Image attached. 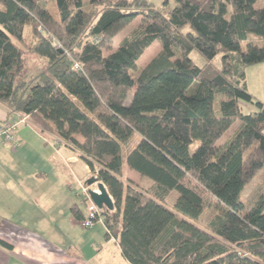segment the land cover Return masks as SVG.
<instances>
[{"label": "trees", "instance_id": "16d2710c", "mask_svg": "<svg viewBox=\"0 0 264 264\" xmlns=\"http://www.w3.org/2000/svg\"><path fill=\"white\" fill-rule=\"evenodd\" d=\"M260 1L173 0L165 15L149 0H54L53 15L49 0H0V103L105 185L106 235L130 264H264V190L243 197L264 170V104L246 82L264 63ZM124 161L152 184L126 178Z\"/></svg>", "mask_w": 264, "mask_h": 264}, {"label": "crops", "instance_id": "0c3cea01", "mask_svg": "<svg viewBox=\"0 0 264 264\" xmlns=\"http://www.w3.org/2000/svg\"><path fill=\"white\" fill-rule=\"evenodd\" d=\"M18 115L0 103L1 124ZM78 160L31 122L19 124L16 143L0 139V264H130L105 225L85 229L72 213L80 200L65 190L63 180L69 188L72 182L64 170ZM125 170L133 182L143 180ZM79 230L89 231L88 237L77 238Z\"/></svg>", "mask_w": 264, "mask_h": 264}, {"label": "rangeland", "instance_id": "374dc122", "mask_svg": "<svg viewBox=\"0 0 264 264\" xmlns=\"http://www.w3.org/2000/svg\"><path fill=\"white\" fill-rule=\"evenodd\" d=\"M160 12L164 13L165 15L169 14V6H173V0L171 1L170 5H165V0H149ZM49 8L51 10V13L53 15H56V3L54 2V0H49L48 2ZM258 7H263L264 6V0H261L258 4ZM137 23H133L132 25H130L128 28H126L116 39L115 45L118 46L119 43L121 42V40H123L126 36L129 35V33L136 27ZM24 36L26 38V40H30L31 36H32V29L30 26H26L25 28V32H24ZM161 43L159 41H156L147 51L146 53L141 57V59L138 61V72L139 73L143 68H145L150 62L151 60L161 51ZM192 58L195 60V62L200 66L202 65L205 61L204 59L196 52H194L192 54ZM220 63V57H217L214 61L213 64L215 66H219ZM246 82H247V89L250 92L251 95H253L255 98H257L259 101H261L264 104V63L263 64H258V65H253L247 68L246 70ZM131 101V96L128 99V103ZM245 108V112L246 114L257 110V108L255 106L249 105L246 106L244 105ZM251 110V111H250ZM242 122L238 121L234 124V126L230 129V131L226 134V136L224 137V141H227L234 133L235 131L241 126ZM197 146L194 145L192 150H194V148ZM71 162V161H70ZM62 164V163H61ZM60 165V162L59 164ZM68 169L66 168L65 165V170L66 171V175H68V178L71 180L72 184H70V188L67 185L68 184V180H63L64 183V188L66 191H68V193H72L70 192V190H72L73 192L76 191V193H82V188L83 187H87L90 189H93L96 192H99L98 190V186L97 184L93 185V186H89L87 185V182L89 179H91L93 177V175L89 172L86 164L81 161L78 160L76 163H69L68 164ZM61 168V167H60ZM124 169H126L125 171L128 172L130 171V173H136L134 171H132L126 161H124ZM62 170V168H61ZM74 175L80 179L79 181H75ZM136 175H138V177H141L138 173H136ZM136 178V177H135ZM140 178H137V180H139ZM142 186H145L148 182L151 183V180L147 179V178H143L142 181H138ZM264 190V170L259 174L258 178L256 180H254L252 183L249 184V186L246 188L243 197L244 199H246L247 201L253 202L255 201V199L257 198V196ZM179 194L177 192H172V194L170 195V197L168 198V205L169 206H174L176 200L178 199ZM73 198V197H72ZM80 207L83 209V211L86 213V216H88V211H87V207L84 204V202L80 201L79 202ZM65 211V215L67 217L68 215V211ZM216 211L211 208V209H207L204 211L203 215H202V223L203 224H207L211 221V219L215 216ZM60 217H62V215L60 214ZM98 225V224H97ZM96 225V226H97ZM89 231H82L79 230L77 232V238H85L88 237Z\"/></svg>", "mask_w": 264, "mask_h": 264}, {"label": "built area", "instance_id": "2783aa9c", "mask_svg": "<svg viewBox=\"0 0 264 264\" xmlns=\"http://www.w3.org/2000/svg\"><path fill=\"white\" fill-rule=\"evenodd\" d=\"M78 68V65L77 67ZM30 120L28 117L18 115V120L12 122L0 123V139L6 143H16L17 142V128L19 124H29ZM55 145H59V142L53 140ZM97 178V176H94ZM99 193V192H98ZM81 196V198L86 202V207L88 211V216L86 219L81 222V226L85 229H91L95 227L97 224L105 225V219L103 217V213L106 209H99L97 205L92 200L89 188L83 187L82 193H77Z\"/></svg>", "mask_w": 264, "mask_h": 264}, {"label": "water", "instance_id": "95a60500", "mask_svg": "<svg viewBox=\"0 0 264 264\" xmlns=\"http://www.w3.org/2000/svg\"><path fill=\"white\" fill-rule=\"evenodd\" d=\"M95 184H97L98 186L99 193L94 191L93 189H90L89 193H90L92 200L94 201V203L97 205L99 209H107L109 211H113L114 203L105 185L99 182V180L94 177L89 179L87 182V185L89 186H93Z\"/></svg>", "mask_w": 264, "mask_h": 264}]
</instances>
